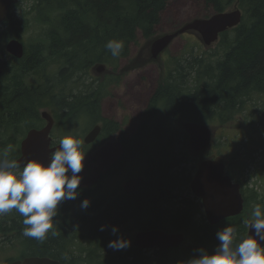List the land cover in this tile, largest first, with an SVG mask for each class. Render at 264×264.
<instances>
[{
	"label": "trees",
	"instance_id": "obj_1",
	"mask_svg": "<svg viewBox=\"0 0 264 264\" xmlns=\"http://www.w3.org/2000/svg\"><path fill=\"white\" fill-rule=\"evenodd\" d=\"M203 2L213 12H222L236 3L243 13L240 24L220 34L214 47L220 55L213 62L192 56L185 60L170 57L136 132L127 136L118 122L102 117L101 100L107 96L108 87L117 85L125 73L117 72L119 61L129 56L137 32L146 40L152 38L168 0H36L33 10L40 22L49 23V42L26 49L18 64L6 67L0 76V151L14 143L8 158H17L15 135L37 127L41 121L38 109L47 108L65 131L84 116L89 124L102 123L95 144L115 134L121 154L92 186L78 188L74 207L88 199L87 208L71 214L68 207L73 200L58 205L54 227L43 241L23 236V217L15 210L0 216L2 243L19 240L23 245L19 257L45 256L64 264H187L196 256L200 243L219 244L216 234L226 225L235 227L240 240L244 239L246 226L241 221L249 197H244L242 214L213 226H195L196 204L178 191L188 184L195 169L194 165L187 170L182 166L196 158L189 154L187 135L177 123L217 120L224 125L246 106V100L264 95V0ZM25 27L24 22L7 15L0 38L19 39ZM112 39L124 42L119 57H112L105 48ZM96 64H103L110 73L91 76L90 69ZM33 74L38 77L32 81L28 77ZM84 76L91 81L85 82ZM241 144L246 145L243 141ZM87 147L82 145L83 152ZM144 152L145 182L141 187L124 194L108 182L110 176L134 157L144 156ZM101 225L108 227L101 231ZM112 226L119 228L116 235L111 232ZM152 228L193 233L198 243L182 254L172 253L176 249L169 253L108 247L122 232ZM238 237L236 243L240 242Z\"/></svg>",
	"mask_w": 264,
	"mask_h": 264
},
{
	"label": "rangeland",
	"instance_id": "obj_2",
	"mask_svg": "<svg viewBox=\"0 0 264 264\" xmlns=\"http://www.w3.org/2000/svg\"><path fill=\"white\" fill-rule=\"evenodd\" d=\"M35 2L36 0H23L8 12L14 19L24 22L26 27L20 32L19 40L27 50L36 43L46 46L49 42L47 37L49 23L43 24L37 19V12L33 10ZM212 13V9L206 6L203 0H168L165 10L160 16V21L155 26L153 36L171 32L194 18H207ZM0 29H2L1 26ZM146 45L147 40L138 31L135 42L130 44L129 57H137L140 50L146 48ZM214 47L213 45L210 49H205L198 37L191 32L179 35L173 39L168 48L161 54L159 60L149 62L139 69L128 71L122 76L117 85L108 87L107 96H104L101 100L102 115L109 120L117 121L121 126L122 132L127 136L134 134L139 125L140 117L143 111L147 109L149 99L161 78L162 65L169 61L170 57H180L185 60L190 59L192 56L195 58L199 57L204 62H213L220 55V51ZM183 54L185 56H180ZM124 66L125 59H122L119 68H124ZM34 76L33 74L28 79L33 81L38 77ZM83 78L85 82L91 81L88 76ZM191 85L189 81L188 86ZM86 118L84 116V118L79 119L74 127L71 126L72 129L70 131H65L64 128L55 126L52 130L54 140L58 142L69 134L81 140L85 132L93 125L89 124L90 120ZM210 123L216 126V133L208 155L221 157L229 161L230 167L227 169V173L240 183L243 196L245 198L249 197V205L245 207L246 213L242 212L245 217L241 223L245 225L244 221L250 219V210L256 204L254 199L261 201L262 206H264V95H256L246 100V106L235 113L226 124L221 125L217 120H213ZM24 135L25 133L15 135V140H18V148L19 142ZM242 141L246 143L245 147L241 146ZM15 146L13 143L12 147ZM84 153L86 155L84 168L79 174L82 177L79 189L92 186L101 173L111 168V165L121 154V146L117 136L112 135L101 138L96 144L90 145ZM146 154L144 152V156L140 154L131 159L126 165L121 167L117 174L110 176L108 182H112L121 190V185L126 178L143 173L142 170L145 167L147 158ZM196 162L197 159L191 160L182 167H185L186 170L188 168L191 169L193 165L196 166ZM193 173L194 170L191 172V176ZM178 192L186 200H191L195 203V197L187 185L181 186ZM74 202L75 200L68 207V211L71 214L82 211L80 203H77V206L74 207ZM194 223L196 227L200 226L201 228L207 224L205 217L199 211L194 216ZM201 231L199 230L198 235L202 234ZM133 232V230L122 232L121 235L124 239L131 240ZM196 237L193 233L186 234L184 242L176 249L177 251L173 252L182 254L184 251H189L190 247L198 243ZM237 237L238 233L236 231L234 245L238 243H236ZM238 238L239 240L241 239L240 236ZM2 241L0 237V264H6L21 254L23 245L19 240L6 241L7 243L5 244ZM218 245L213 242L200 243L198 249L213 253ZM198 254L197 252L196 255Z\"/></svg>",
	"mask_w": 264,
	"mask_h": 264
},
{
	"label": "water",
	"instance_id": "obj_3",
	"mask_svg": "<svg viewBox=\"0 0 264 264\" xmlns=\"http://www.w3.org/2000/svg\"><path fill=\"white\" fill-rule=\"evenodd\" d=\"M18 0H0V22L4 21L7 9ZM241 20V11L237 4L232 9L212 13L207 18H194L179 28L156 35L149 41L148 49L139 56L134 67L141 65L143 60H158L160 54L179 35L191 32L198 37L205 49H209L219 39V34L236 27ZM6 50L20 58L23 53L22 44L11 39L6 44ZM1 72V71H0ZM92 74L99 76L107 72L103 64H96L91 68ZM40 116L46 124L40 129H30L20 141V155L16 161L21 167L31 159H37L45 164L49 161L50 154L59 148V144L50 147L51 138L49 133L53 125V118L47 110H41ZM180 128L187 134V149L190 155L196 156L205 154L214 139L215 128L206 123L196 121L180 120ZM101 130L100 125H94L83 137L84 144L95 141ZM145 182L142 175L130 177L123 183V192L132 194ZM192 193L200 198L201 210L210 225H215L221 220L239 215L243 210V197L240 192V185L232 182L225 174V162L222 159L201 160L189 183ZM254 231V230H253ZM253 235L248 228L246 238ZM184 239L183 232L169 233L162 229L152 228L140 230L133 234L129 247L141 250L146 249H169L178 246ZM9 264H64L56 259L45 256H26Z\"/></svg>",
	"mask_w": 264,
	"mask_h": 264
},
{
	"label": "clouds",
	"instance_id": "obj_4",
	"mask_svg": "<svg viewBox=\"0 0 264 264\" xmlns=\"http://www.w3.org/2000/svg\"><path fill=\"white\" fill-rule=\"evenodd\" d=\"M122 40H108L105 48L112 57H119L124 49ZM83 142L71 134L59 140V148L49 156L48 163L37 159L28 160L22 170L20 164L9 159L12 146L0 152V216L15 210L23 217V236L43 241L54 227L58 205L64 200H75L79 195L84 168L85 153ZM90 204L88 199L81 203L82 208ZM253 232L234 245L235 227L226 225L219 230V241L215 252L198 249V255L190 258L187 264H264V206L255 204L250 219L244 221ZM108 226L101 225L104 231ZM254 230V231H253ZM116 235L118 226H112ZM131 241L122 236L111 240L108 247L122 250Z\"/></svg>",
	"mask_w": 264,
	"mask_h": 264
},
{
	"label": "flooded vegetation",
	"instance_id": "obj_5",
	"mask_svg": "<svg viewBox=\"0 0 264 264\" xmlns=\"http://www.w3.org/2000/svg\"><path fill=\"white\" fill-rule=\"evenodd\" d=\"M23 1V0H22ZM20 1V2H22ZM18 4V3H17ZM5 30V28H2L0 29V32H3ZM11 38H7L5 40H1L0 38V71H1V74L0 76L6 72V67H9V66H13V65H17L19 60L22 59V57L25 55V52L26 50H24L23 52V56L20 58V59H15L10 53H8L5 49V46H6V41L7 40H10ZM106 118V117H105ZM113 120V119H112ZM45 124V121L43 119H41L40 121V125H39V128H41L43 125ZM56 124V121L54 119V126ZM95 124V123H94ZM102 125V123H100ZM50 137L52 138V141H51V144L55 143L56 141L54 140V136H53V132L50 133ZM229 161L227 162L226 164V168L229 169ZM191 201V200H190ZM192 202V201H191ZM194 202L197 206V209L199 210L200 208V201L197 199V198H194ZM194 204V203H193Z\"/></svg>",
	"mask_w": 264,
	"mask_h": 264
},
{
	"label": "bare ground",
	"instance_id": "obj_6",
	"mask_svg": "<svg viewBox=\"0 0 264 264\" xmlns=\"http://www.w3.org/2000/svg\"><path fill=\"white\" fill-rule=\"evenodd\" d=\"M50 52V51H49Z\"/></svg>",
	"mask_w": 264,
	"mask_h": 264
}]
</instances>
